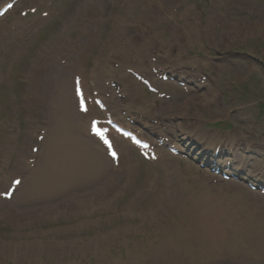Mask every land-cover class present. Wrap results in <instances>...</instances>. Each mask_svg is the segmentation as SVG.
<instances>
[{
    "label": "rangeland",
    "instance_id": "374dc122",
    "mask_svg": "<svg viewBox=\"0 0 264 264\" xmlns=\"http://www.w3.org/2000/svg\"><path fill=\"white\" fill-rule=\"evenodd\" d=\"M188 28L200 34L188 37ZM167 41L181 46L189 66L161 58ZM142 44L154 56L138 64L134 51ZM77 63L89 93L96 87L104 99L120 82L114 76L131 75L129 92L113 93L111 107L121 115L125 107L173 143L186 133L190 149L202 138V149L190 155L164 149L153 162L132 147L115 165L101 146L107 165L100 177L79 183L60 177L58 191L24 203L26 221H5L22 202L26 178L40 175L65 88L78 120H85L76 99ZM127 66L152 78L158 93ZM162 67L168 80L155 73ZM183 102L187 116L175 111ZM217 139L225 147L219 155L244 159L264 183V0H19L0 17V243L36 242L37 258L0 254V264H264V235L255 230L264 232L259 190L215 182L192 160L203 149L213 153ZM12 178L22 183L4 200Z\"/></svg>",
    "mask_w": 264,
    "mask_h": 264
},
{
    "label": "bare ground",
    "instance_id": "6f19581e",
    "mask_svg": "<svg viewBox=\"0 0 264 264\" xmlns=\"http://www.w3.org/2000/svg\"><path fill=\"white\" fill-rule=\"evenodd\" d=\"M198 30V28L196 30H194V28H188L185 31V34L191 38L196 37L198 34H200ZM175 32L176 31H174V33ZM137 34L141 35L140 32ZM228 34L230 33L228 32L227 36ZM91 35H94V33H92ZM131 46L133 47V40L129 43V46H126V48H129ZM140 47H142V49H140L139 52L134 51V55L136 54L135 56L139 60L140 64H143L147 61L148 55L149 53H151L153 48L150 50L149 46L143 44L140 45ZM166 47L167 54L164 57L165 60L171 61L172 56H175L177 64L183 62L185 63L184 67L190 65L189 63H186L188 55L184 53L179 44L168 42ZM175 47H178L181 52H179L178 54L174 53ZM220 67L224 70L225 65L220 64ZM96 68L99 69L98 66ZM198 85L200 84L198 83ZM126 86L127 85L125 84V87ZM133 95L135 96V94ZM59 101L61 103V105L59 106L60 108L57 112H54L56 117L54 130H57V137H55V139L52 141L48 153L44 155L46 158L40 166V175L36 176V174L32 175L33 173H30V175L26 178V181L24 183V185L26 184V189L20 199V201L22 202H20L18 207L8 209V212L3 216L5 221L10 222L11 219H17V217L18 219L22 218L24 221H26L28 208L24 207V203H26L31 197H43L48 192L58 191V178L65 176L63 182L65 179H67L68 181H70L69 179H77L78 183L81 181L87 182L89 180L100 177L106 170L105 165H107V158H103L100 155L99 152H101V149L97 139H94V136L90 137V135L86 133V131H88V128H86L87 124L84 121L80 122V120H78V115L76 114L71 98L69 97L68 87L64 89V97L60 96ZM188 105L189 104L185 102L180 103L178 105V109L175 111H182L187 116L186 113H188ZM212 106L213 104L205 105V109H212ZM136 120L137 118L135 119V121ZM141 122V126H148L147 124H149H146V122L143 121ZM152 129L154 130V127H152L151 125L150 131ZM212 137L214 136H209V138ZM34 171L37 173V169H34ZM29 178H33L32 181H29ZM243 226L246 227V225ZM15 227L18 229L22 227L20 224H18L17 220ZM255 230H257L261 235H264V232L260 228H257ZM243 233L244 231L241 230L239 234L241 235ZM235 245L236 242L233 241H229L227 244V246H231L232 249L237 250ZM36 252V242L33 246L31 241L27 242L26 240L10 242L9 244L0 243V254H3V257L5 256L6 258L13 261L23 260L26 262L27 260H35L37 258ZM258 261L262 260L258 259Z\"/></svg>",
    "mask_w": 264,
    "mask_h": 264
},
{
    "label": "snow or ice",
    "instance_id": "6c2138e0",
    "mask_svg": "<svg viewBox=\"0 0 264 264\" xmlns=\"http://www.w3.org/2000/svg\"><path fill=\"white\" fill-rule=\"evenodd\" d=\"M9 7H11V5H9ZM112 155L115 157L116 154H115V153H112ZM15 183H16V184H19L20 181H15Z\"/></svg>",
    "mask_w": 264,
    "mask_h": 264
}]
</instances>
